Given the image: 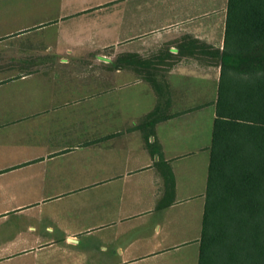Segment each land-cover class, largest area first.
<instances>
[{
	"label": "crops",
	"instance_id": "obj_1",
	"mask_svg": "<svg viewBox=\"0 0 264 264\" xmlns=\"http://www.w3.org/2000/svg\"><path fill=\"white\" fill-rule=\"evenodd\" d=\"M230 0H0V264H200Z\"/></svg>",
	"mask_w": 264,
	"mask_h": 264
},
{
	"label": "trees",
	"instance_id": "obj_2",
	"mask_svg": "<svg viewBox=\"0 0 264 264\" xmlns=\"http://www.w3.org/2000/svg\"><path fill=\"white\" fill-rule=\"evenodd\" d=\"M225 55L200 264H264V0H230Z\"/></svg>",
	"mask_w": 264,
	"mask_h": 264
},
{
	"label": "rangeland",
	"instance_id": "obj_3",
	"mask_svg": "<svg viewBox=\"0 0 264 264\" xmlns=\"http://www.w3.org/2000/svg\"><path fill=\"white\" fill-rule=\"evenodd\" d=\"M235 60H237L236 57L235 58H231L230 61H229V63H232V65H235V63H234Z\"/></svg>",
	"mask_w": 264,
	"mask_h": 264
}]
</instances>
